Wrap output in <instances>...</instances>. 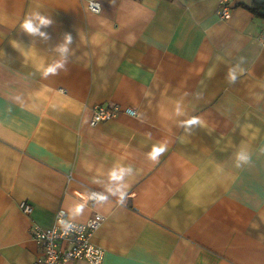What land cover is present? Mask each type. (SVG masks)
I'll return each mask as SVG.
<instances>
[{
	"label": "crops",
	"instance_id": "0c3cea01",
	"mask_svg": "<svg viewBox=\"0 0 264 264\" xmlns=\"http://www.w3.org/2000/svg\"><path fill=\"white\" fill-rule=\"evenodd\" d=\"M98 1L0 0V264H33L60 210L104 217V264H264V0Z\"/></svg>",
	"mask_w": 264,
	"mask_h": 264
},
{
	"label": "built area",
	"instance_id": "2783aa9c",
	"mask_svg": "<svg viewBox=\"0 0 264 264\" xmlns=\"http://www.w3.org/2000/svg\"><path fill=\"white\" fill-rule=\"evenodd\" d=\"M92 12L100 13L101 4L98 0H87ZM218 16L222 20H229L232 12V0H218ZM119 108L113 109L100 106L95 111L93 124L101 121L111 120L117 116ZM134 115V111H128ZM99 195L92 192L84 197L85 201L99 200ZM25 213H30V205H21ZM104 222L102 215L96 214L85 223L70 220L64 210H60L56 216L55 225L50 229L35 226L32 230L33 238L41 249L39 256L33 264H73L83 262L84 264H104L105 251L92 242V237L99 231Z\"/></svg>",
	"mask_w": 264,
	"mask_h": 264
},
{
	"label": "clouds",
	"instance_id": "9594fccd",
	"mask_svg": "<svg viewBox=\"0 0 264 264\" xmlns=\"http://www.w3.org/2000/svg\"><path fill=\"white\" fill-rule=\"evenodd\" d=\"M53 24V20L50 17L42 15L38 11L29 13L21 24V30L28 36L35 40L37 37L44 42H48L50 37L45 31H41L42 28H48ZM73 38L71 34L65 33L62 41L53 49L59 55V59L50 64L47 70L44 72V76L47 77L50 74H58L59 70L66 69V65L69 61ZM16 47V45H13ZM236 74L233 69H229L228 80L230 83L236 81ZM237 163L235 167L241 168L251 163L250 155L245 151H239L235 153ZM118 178V177H117Z\"/></svg>",
	"mask_w": 264,
	"mask_h": 264
},
{
	"label": "trees",
	"instance_id": "16d2710c",
	"mask_svg": "<svg viewBox=\"0 0 264 264\" xmlns=\"http://www.w3.org/2000/svg\"><path fill=\"white\" fill-rule=\"evenodd\" d=\"M261 5H264V2L263 3H260Z\"/></svg>",
	"mask_w": 264,
	"mask_h": 264
}]
</instances>
